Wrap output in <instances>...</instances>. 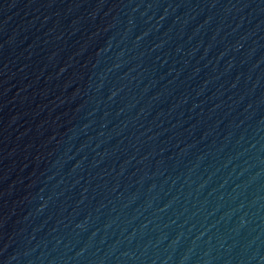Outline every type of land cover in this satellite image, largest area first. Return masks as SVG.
Here are the masks:
<instances>
[{
	"label": "water",
	"instance_id": "obj_1",
	"mask_svg": "<svg viewBox=\"0 0 264 264\" xmlns=\"http://www.w3.org/2000/svg\"><path fill=\"white\" fill-rule=\"evenodd\" d=\"M0 264H264V0H0Z\"/></svg>",
	"mask_w": 264,
	"mask_h": 264
}]
</instances>
